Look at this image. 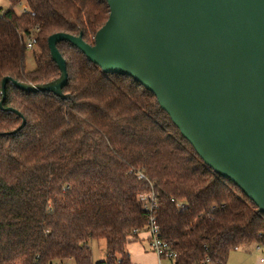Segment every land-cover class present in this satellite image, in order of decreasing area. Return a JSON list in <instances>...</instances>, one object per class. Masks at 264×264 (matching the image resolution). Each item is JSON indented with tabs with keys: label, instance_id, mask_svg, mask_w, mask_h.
<instances>
[{
	"label": "trees",
	"instance_id": "1",
	"mask_svg": "<svg viewBox=\"0 0 264 264\" xmlns=\"http://www.w3.org/2000/svg\"><path fill=\"white\" fill-rule=\"evenodd\" d=\"M9 1L0 7V83L58 77L48 36L81 33L91 43L109 14L106 0ZM56 47L70 98L6 84L3 106L21 116L0 109V264H92L91 239H104V264H131L125 245L145 229L138 195L149 192L173 264H226L240 245L264 247V212L203 162L151 91L103 72L68 41Z\"/></svg>",
	"mask_w": 264,
	"mask_h": 264
},
{
	"label": "water",
	"instance_id": "2",
	"mask_svg": "<svg viewBox=\"0 0 264 264\" xmlns=\"http://www.w3.org/2000/svg\"><path fill=\"white\" fill-rule=\"evenodd\" d=\"M109 14L93 41L48 36L59 76L42 84L4 76L26 92L70 96L68 41L105 73L130 75L151 91L203 162L264 212V0H106ZM25 124L5 133H15Z\"/></svg>",
	"mask_w": 264,
	"mask_h": 264
},
{
	"label": "rangeland",
	"instance_id": "3",
	"mask_svg": "<svg viewBox=\"0 0 264 264\" xmlns=\"http://www.w3.org/2000/svg\"><path fill=\"white\" fill-rule=\"evenodd\" d=\"M5 0H0V6L4 4ZM20 10V6H18ZM35 67L32 52L27 49L26 55V68L32 70ZM147 234L146 229L138 232V239H135L133 235L128 236V242L125 245L132 264H173L170 258L158 257L150 251L147 247ZM88 246L91 251L92 264H104L103 261L106 258V248L104 239H91L88 242ZM264 248V247H263ZM256 249L254 242L240 245L237 249H233L226 261V264H259L258 258L260 255L264 256V249ZM69 264H75L69 260Z\"/></svg>",
	"mask_w": 264,
	"mask_h": 264
},
{
	"label": "built area",
	"instance_id": "4",
	"mask_svg": "<svg viewBox=\"0 0 264 264\" xmlns=\"http://www.w3.org/2000/svg\"><path fill=\"white\" fill-rule=\"evenodd\" d=\"M20 8L21 10H25L26 6L21 5ZM35 45H36V38L33 34H31L26 39V48L32 50L34 49ZM138 178L143 179L144 178L143 174L138 172ZM138 197L139 200L143 203V207L149 211L145 226V229L149 235V241H148L149 248L154 252V254L158 257V259L161 258L174 259L177 254L171 248L169 242L160 237L159 226L154 219L153 210H152L154 206V194L152 192L141 193L138 195ZM259 247L260 244L257 243L256 249H259ZM235 249H237V247ZM68 261L69 260L53 261L50 264H69ZM258 263L264 264V257H259ZM201 264H216V263L206 260Z\"/></svg>",
	"mask_w": 264,
	"mask_h": 264
},
{
	"label": "crops",
	"instance_id": "5",
	"mask_svg": "<svg viewBox=\"0 0 264 264\" xmlns=\"http://www.w3.org/2000/svg\"><path fill=\"white\" fill-rule=\"evenodd\" d=\"M9 4H10V1H9V0H5L4 4H2L0 7L6 8L7 6H9ZM23 5H25V4H23ZM146 238H147V242H148V241H149V235H148V234H147V237H146ZM135 239H138V233H137ZM255 245H257V243H255ZM147 247H148V249H150L148 243H147ZM261 248H263V245L260 244L259 249H261ZM259 249H258V250H259ZM263 249H264V248H263ZM150 251H152V250L150 249ZM152 252H153V251H152ZM153 253H154V252H153ZM260 257H264V256H263V255H260ZM129 260H130V263L132 264L130 256H129ZM159 260H160V259H159Z\"/></svg>",
	"mask_w": 264,
	"mask_h": 264
}]
</instances>
